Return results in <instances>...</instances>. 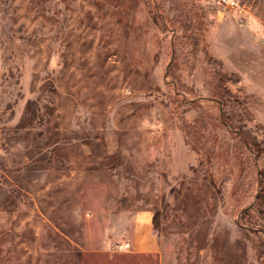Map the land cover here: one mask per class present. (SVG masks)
I'll list each match as a JSON object with an SVG mask.
<instances>
[{
	"label": "rangeland",
	"instance_id": "rangeland-1",
	"mask_svg": "<svg viewBox=\"0 0 264 264\" xmlns=\"http://www.w3.org/2000/svg\"><path fill=\"white\" fill-rule=\"evenodd\" d=\"M236 1L0 0V264H264V0Z\"/></svg>",
	"mask_w": 264,
	"mask_h": 264
},
{
	"label": "crops",
	"instance_id": "crops-1",
	"mask_svg": "<svg viewBox=\"0 0 264 264\" xmlns=\"http://www.w3.org/2000/svg\"><path fill=\"white\" fill-rule=\"evenodd\" d=\"M133 232L130 244L137 252H156L158 242L152 229L150 216L146 213L137 214L133 221Z\"/></svg>",
	"mask_w": 264,
	"mask_h": 264
},
{
	"label": "built area",
	"instance_id": "built-area-1",
	"mask_svg": "<svg viewBox=\"0 0 264 264\" xmlns=\"http://www.w3.org/2000/svg\"><path fill=\"white\" fill-rule=\"evenodd\" d=\"M221 3L226 5L227 7H236L238 6V3L236 0H220ZM129 243L128 242H123V243H117L114 244L115 249H120V250H127L129 248Z\"/></svg>",
	"mask_w": 264,
	"mask_h": 264
}]
</instances>
